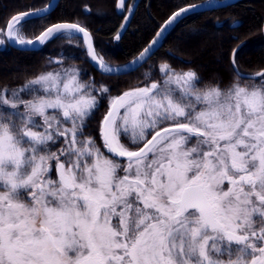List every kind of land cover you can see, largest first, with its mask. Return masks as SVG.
<instances>
[{
  "label": "snow or ice",
  "instance_id": "snow-or-ice-1",
  "mask_svg": "<svg viewBox=\"0 0 264 264\" xmlns=\"http://www.w3.org/2000/svg\"><path fill=\"white\" fill-rule=\"evenodd\" d=\"M219 6L181 8L151 44L182 15ZM43 18L15 15L0 37H89L61 23L25 38L24 24ZM159 71L161 81L110 99L100 125L110 156L85 133L98 98L79 70L0 90V264H264V71L203 88L191 69Z\"/></svg>",
  "mask_w": 264,
  "mask_h": 264
},
{
  "label": "trees",
  "instance_id": "trees-1",
  "mask_svg": "<svg viewBox=\"0 0 264 264\" xmlns=\"http://www.w3.org/2000/svg\"><path fill=\"white\" fill-rule=\"evenodd\" d=\"M49 1L0 0L3 4L0 29L13 14L42 7ZM117 1L60 0L43 19L24 24L22 33L30 38L51 23L75 22L92 33L96 52L106 63L121 65L144 48L172 12L203 0H139L121 37L114 41L133 0H127V9L122 12L116 10ZM263 21L264 0H236L215 10L190 14L176 23L160 48L140 68L123 75H103L92 68L75 35L54 37L36 51L0 48V90L24 85L47 70L49 56H60L65 65L80 67L90 82H94L93 94L98 98V107L88 120L85 133L100 141L99 127L108 108L107 99L100 95L101 86L107 87L110 95L118 96L135 87L161 81L159 69L165 63L177 72L191 69L197 73L201 88L213 84L228 86L240 79L231 63L233 49L238 46L235 60L240 71L253 73L264 69ZM203 30L207 32L201 33Z\"/></svg>",
  "mask_w": 264,
  "mask_h": 264
},
{
  "label": "water",
  "instance_id": "water-1",
  "mask_svg": "<svg viewBox=\"0 0 264 264\" xmlns=\"http://www.w3.org/2000/svg\"><path fill=\"white\" fill-rule=\"evenodd\" d=\"M60 0H50L46 5L42 6V7H39V8H36V9H30V10H27V11H22V12H19V13H15L14 15H12L11 17L8 18L5 26L11 22V18L15 15H19V14H22L24 12H35L37 10H41L42 12V15L43 16H46L47 14H49L50 12H52L55 7L58 5ZM125 1V0H124ZM234 1L236 0H214L215 3H222L223 6H226L228 4H231L233 3ZM120 0L117 1V4H116V9L119 11L120 8L117 7V5L119 4ZM139 0H135V3H134V7L137 6ZM206 3V0H203L201 2H198V3H193V4H190V5H201V4H205ZM189 5H186L184 7H181V8H185ZM223 6H219V7H223ZM219 7H216V8H219ZM181 8L175 10L174 12H172L164 21L163 23L160 25V27L157 29V31L155 32V34L153 35V37L149 40V42L144 46V48L136 55L134 56L131 60L127 61L126 63L124 64H121V65H115V66H111V65H108L106 63H104L106 66L108 67H111L113 69L112 72H108L106 69H101V67L99 66L98 62L93 60L90 53H89V48H88V44L91 43L92 45V49L95 51V54H96V50H95V45H94V39H93V35L92 33L85 29L88 33H89V37H85L82 33H74L75 35L79 36L80 40H81V43H82V46H83V49L85 51V54H86V58L90 64V66L92 68H94L97 72L103 74V75H123V74H126V73H129V72H132V71H135L136 69L140 68L161 46L162 42H163V39L165 38V36L168 34V32L176 25L177 22H179L181 19H183L184 17L190 15V14H193V13H197V12H202L203 10H200V9H197L195 12H188L186 15H182L178 20H176L172 25L168 26L167 27V30L163 32V35L159 38L158 42L155 44V45H152L151 42L157 38V33L160 32L162 29L165 28V25H166V22L169 21L170 17L173 16L174 13H176L177 11H179ZM215 8V9H216ZM47 9L46 12H44L43 10ZM130 16V12L127 13V15L125 16V19H124V22H123V25L122 27L120 28L119 32L114 36V40L117 39V37L120 38L122 32H123V28H124V24L126 23L127 19L129 18ZM127 18V19H126ZM61 23H75V22H54V23H51L49 24L47 27H45L38 35H36L34 38H32L33 40H35L37 37H39L48 27L52 26V25H55V24H61ZM4 26V28H5ZM81 26V25H80ZM262 36H263V40H264V21H263V26H262ZM4 39L6 40L7 44L12 47V48H16V49H21V50H40L48 41H46L45 43L43 44H40V43H36L35 45H25V46H21V45H18V44H13L11 43L10 41H7L6 37H4ZM52 39V38H51ZM151 46V51L149 53H147L143 59H140V54L143 52V50L145 48H148ZM238 47H236L235 49H238ZM97 56V54H96ZM98 57V56H97ZM232 58H233V53H232V57H231V63H232ZM52 61L54 63H56V61H62L61 58L57 57V56H52L51 57ZM133 61H136L135 64H133ZM232 67L235 71V73L237 74V71L236 69H238L237 65H233L232 63ZM117 69H119V71H117ZM239 70V69H238ZM264 71L261 70V71H257V72H253V73H247V72H242L239 70L240 73H244L246 74L247 76L249 77H252V76H255L256 73L258 72H262ZM238 76V75H237ZM239 77V76H238ZM259 77H257L256 79H258ZM106 152H107V149H106ZM108 153V152H107ZM109 155H111L110 153H108Z\"/></svg>",
  "mask_w": 264,
  "mask_h": 264
},
{
  "label": "rangeland",
  "instance_id": "rangeland-1",
  "mask_svg": "<svg viewBox=\"0 0 264 264\" xmlns=\"http://www.w3.org/2000/svg\"><path fill=\"white\" fill-rule=\"evenodd\" d=\"M0 6L2 7L3 6V4L0 2ZM3 8V7H2ZM123 10V8H120V11H122ZM3 29V28H2ZM205 32H207V31H205V30H203V31H201V33H205ZM23 34V33H22ZM0 38H4V37H0ZM25 38H27V37H25ZM27 39H32V37H30V38H27ZM0 48H8V45L5 43L4 45H0ZM161 66V65H160ZM61 67H64V68H74V69H77V70H79V72H80V74H81V80L82 81H85V82H90V80L88 79V76H86L83 72H84V70H81V68L80 67H78V66H76V65H73V64H69V65H65V63H63L62 65H56V64H54V63H52L51 61H49V65H48V68H47V70L45 71V72H47V71H53V70H59ZM186 71H188V70H185V72ZM85 75V76H84ZM163 79V78H162ZM237 82V81H236ZM242 82H245V83H249V84H252V83H256L257 81H242ZM27 83V82H26ZM25 83V84H26ZM24 84V85H25ZM24 85H22V86H18V87H16V86H14V87H5V88H3V89H8V90H12V89H19V88H21V87H23ZM150 85V84H149ZM138 87H143V86H138ZM107 88V87H106ZM3 89H1V90H3ZM100 95H101V98H106L107 100V103H108V105H110V99L112 98V97H115V95L114 96H112V95H110L108 92L107 93H104V92H102V93H100ZM25 99H29V97H27V96H25L24 97ZM107 111V110H106ZM106 111H105V113H106ZM104 116H105V114H104ZM104 116L102 117V120H103V118H104ZM101 120V121H102ZM100 125H101V123H100ZM99 134H100V127H99ZM86 135H88L87 133H86ZM100 141H98V140H95V143H96V146L97 147H99L100 148V150H101V152H103L106 156H110V155H108L107 153H106V151H105V148H104V146H103V140H102V138H101V135H100ZM123 142V141H122ZM60 145H58V147H59Z\"/></svg>",
  "mask_w": 264,
  "mask_h": 264
},
{
  "label": "flooded vegetation",
  "instance_id": "flooded-vegetation-1",
  "mask_svg": "<svg viewBox=\"0 0 264 264\" xmlns=\"http://www.w3.org/2000/svg\"><path fill=\"white\" fill-rule=\"evenodd\" d=\"M134 1H135V0H133L132 3H131V4H132V7L130 6V8H131V11H130V12H132V10H133ZM126 3H127V0L124 2V4H126ZM131 4H130V5H131ZM136 7H137V6H136ZM134 8H135V7H134ZM126 9H127V8H126V5H125V7L123 8L122 11H124V10H126ZM128 9H129V7H128ZM128 11H129V10H127L126 13H127ZM126 13H125V14H126ZM108 110H109V108H108ZM108 110H107V112H108Z\"/></svg>",
  "mask_w": 264,
  "mask_h": 264
}]
</instances>
